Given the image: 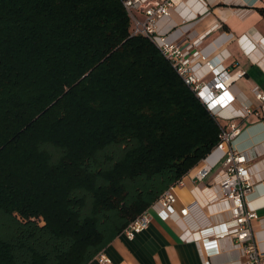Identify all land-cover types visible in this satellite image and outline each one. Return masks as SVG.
Instances as JSON below:
<instances>
[{
    "label": "trees",
    "instance_id": "trees-1",
    "mask_svg": "<svg viewBox=\"0 0 264 264\" xmlns=\"http://www.w3.org/2000/svg\"><path fill=\"white\" fill-rule=\"evenodd\" d=\"M218 133L122 0H0V264H86Z\"/></svg>",
    "mask_w": 264,
    "mask_h": 264
},
{
    "label": "crops",
    "instance_id": "crops-1",
    "mask_svg": "<svg viewBox=\"0 0 264 264\" xmlns=\"http://www.w3.org/2000/svg\"><path fill=\"white\" fill-rule=\"evenodd\" d=\"M172 1L170 13L158 20V28L170 32V37L182 32L181 38L191 40L206 33L197 49L203 47L206 59L221 62L229 69L223 82L229 84L228 90L234 99L221 108V114L234 116L241 126L231 146L244 151L249 158L254 186L246 203L257 214L251 221L254 243L264 250V116L260 111L261 104L252 92L255 85L264 90V11L259 9L264 8V0ZM134 14L143 16L142 10H134ZM214 24L218 27L209 30ZM206 59L199 57L196 61L202 64ZM209 77L211 74L206 78ZM244 104H250L253 110L259 109V113L241 116ZM203 163L202 158L174 187L175 208H190L185 218L164 219L151 208V220L144 229L133 238H127L120 231L86 264H243L241 251L232 245L230 239H220L218 252L206 255L201 241L193 238V227L206 220L219 222L228 217L223 202L207 199L218 191L212 184L216 169L202 180L191 178ZM98 254H104L109 261L101 263Z\"/></svg>",
    "mask_w": 264,
    "mask_h": 264
},
{
    "label": "built area",
    "instance_id": "built-area-1",
    "mask_svg": "<svg viewBox=\"0 0 264 264\" xmlns=\"http://www.w3.org/2000/svg\"><path fill=\"white\" fill-rule=\"evenodd\" d=\"M122 2L131 18V31L145 35L155 43L219 124L217 143L203 158V165L193 172L191 178L194 181L202 180L216 169L212 184L217 186L218 191L207 199L223 202L228 217L219 222L206 220L205 223L197 225L198 227H193L191 229L193 238L201 241L206 255L218 252L220 239H230L232 245L238 248L244 257L241 263L264 264V250L254 243L251 225L257 214L246 203V197L254 186V181L250 177L249 158L244 151L231 146V141L239 133L241 126L234 116L224 117L221 114V108L234 99L228 90L229 84L223 82L229 75L228 67L221 62L213 63L206 59L203 47L197 49L206 33L191 40L181 38L182 32L176 37H170V32L158 28V20L170 13L172 0H122ZM134 10H142L143 16H136ZM182 22L185 20L182 19ZM216 27L218 24H214L209 30ZM199 57L206 61L200 64L196 61ZM208 74H211V77L206 78ZM252 92L260 102V111L264 116V90L255 85ZM258 110H253L250 104H244L241 116L252 112L259 113ZM222 118L228 120L223 122ZM181 182L179 178L174 184L166 187L149 207L122 229L123 234L127 238H133L137 232L144 229L151 220V208L164 219L185 218L190 212L189 206H182L178 210L175 208L177 196L174 187ZM97 257L101 263L109 261L104 254H98Z\"/></svg>",
    "mask_w": 264,
    "mask_h": 264
},
{
    "label": "rangeland",
    "instance_id": "rangeland-1",
    "mask_svg": "<svg viewBox=\"0 0 264 264\" xmlns=\"http://www.w3.org/2000/svg\"><path fill=\"white\" fill-rule=\"evenodd\" d=\"M39 221H42V217L37 218Z\"/></svg>",
    "mask_w": 264,
    "mask_h": 264
}]
</instances>
